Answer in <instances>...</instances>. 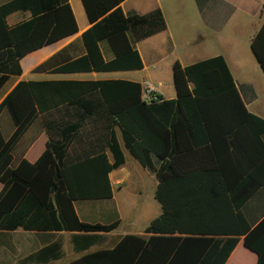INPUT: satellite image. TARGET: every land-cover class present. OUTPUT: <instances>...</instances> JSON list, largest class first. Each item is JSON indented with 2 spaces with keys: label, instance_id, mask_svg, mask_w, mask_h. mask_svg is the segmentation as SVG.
<instances>
[{
  "label": "trees",
  "instance_id": "16d2710c",
  "mask_svg": "<svg viewBox=\"0 0 264 264\" xmlns=\"http://www.w3.org/2000/svg\"><path fill=\"white\" fill-rule=\"evenodd\" d=\"M81 1L91 23L81 34L85 53L51 71L142 68L134 42L166 28L161 9L124 14L123 0ZM17 10H28L29 18L8 25ZM77 29L68 0L0 4V87L9 73H21L19 59ZM101 41L113 58H104ZM251 50L264 72V21ZM172 74L176 97L158 94L150 102L141 99V83L124 79L20 80L4 96L0 113L5 108L16 127L7 139L0 130V233L22 228L46 236L25 261L61 258L62 235L49 237L71 231L73 249L85 252L65 264H225L241 237L258 254L257 264L264 262V219L251 228L241 210L264 185V119L247 110L221 55L186 66L175 61ZM35 120L47 136L45 148L35 161L13 165L11 151ZM116 127L154 173L161 213L145 235L125 234L112 247L89 251L120 220L82 221L74 201L112 197L108 173L124 163ZM73 143L81 149L74 157Z\"/></svg>",
  "mask_w": 264,
  "mask_h": 264
},
{
  "label": "crops",
  "instance_id": "0c3cea01",
  "mask_svg": "<svg viewBox=\"0 0 264 264\" xmlns=\"http://www.w3.org/2000/svg\"><path fill=\"white\" fill-rule=\"evenodd\" d=\"M6 1L8 0H0V4ZM68 2L77 22V31L35 49L19 59L21 73L8 74L7 79L0 87V102L20 80L124 79L141 84L149 81L156 87L157 94L163 98L171 99L176 97L172 74V65L175 61L186 66L221 55L229 68L247 110L264 119V72L251 50V41L264 21V0H123L119 5L124 14H145L155 8H160L165 18V29L134 42V47L139 52L143 67L114 71L53 72L51 71L52 68L85 53L81 34L91 23L81 0H68ZM29 16L28 10H17L10 13L6 17V21L8 25L12 26L29 18ZM99 45L106 60L114 57L106 41H101ZM39 66L40 69H36ZM87 126L90 127L91 125L88 124ZM15 127L7 110L2 109L0 130L3 137L7 139ZM96 127L104 128V122L98 121ZM116 136L124 155V163L108 173L113 191L112 197L74 201L76 214L82 221L109 223L114 219L120 220L115 229L100 233L104 235V238L106 235L113 236V232L122 226V216L125 212L137 208L135 200L127 198L124 201L125 208H122V211L121 209L120 212L113 211L114 188L116 187V190L122 189L128 182L133 181L137 172L145 178L152 179V182L156 179L154 173L142 166L127 149L122 131L118 127H116ZM46 139L47 136L39 122L33 121L11 151L13 165L21 158L31 162L35 161L44 150ZM262 141L264 143V134ZM80 152L81 149L73 143L70 154L74 157ZM105 153L109 162H112L111 150L105 148ZM151 161L155 166L159 164V159L154 154H151ZM153 183L156 188L157 179ZM1 188L2 183L0 182V190ZM154 192L153 198L155 199ZM148 205H151V209L149 207L137 209L136 217H131L128 220V223L123 227V232L110 246H99L105 240L103 238L99 243L91 246L89 251L112 247L125 234L145 235V227L161 213L153 211V208L155 209L153 202L150 201L146 204V206ZM241 210L251 228L257 226L264 219V185L259 187L243 204ZM156 214L158 215L156 216ZM58 235L63 237V256L43 264H65L85 252H76L73 249L70 240L71 231H53L54 237L50 239L57 238ZM263 235L264 230L260 236ZM8 241L7 248H1V245L4 244L0 243V264L15 263L14 258L17 254L16 250L13 249L14 236L11 235ZM31 252L24 255L18 264H31L24 260ZM257 262L258 254L247 248L241 237L225 264H257Z\"/></svg>",
  "mask_w": 264,
  "mask_h": 264
},
{
  "label": "rangeland",
  "instance_id": "374dc122",
  "mask_svg": "<svg viewBox=\"0 0 264 264\" xmlns=\"http://www.w3.org/2000/svg\"><path fill=\"white\" fill-rule=\"evenodd\" d=\"M156 179H154L155 181ZM153 181V182H154ZM152 182V179L145 178L140 173H135V178H133V181L128 182L126 185L122 187L120 190H116V187L114 188L115 196L112 200L113 204V211L120 212V209L122 211V208L124 209V201H126L127 198H132L135 200V204L137 205V208L129 209L128 212L124 213L123 217V224L120 228L115 230L112 235H106L105 240L99 244V246H110L112 242L118 238V235H120L123 232V227L128 223V220L131 217H136L138 210L141 207H149L151 209V205L146 206L147 203L150 201L155 204V209L153 208L154 212H161V207L159 203L153 198V192L155 189V184ZM158 213V214H159ZM156 214V216L158 215ZM13 235L15 242L13 249L16 250V257L14 258L15 263L18 264L19 260L26 255L28 252L35 250L40 245L43 244L44 239L46 240V236H43L41 234H37L32 231H26L22 228H17L13 232L9 233H1L0 234V243L4 244L1 245V248H7L8 246V239L10 236ZM55 236V235H54ZM51 236V237H54ZM49 237V239L51 238ZM48 239V238H47Z\"/></svg>",
  "mask_w": 264,
  "mask_h": 264
},
{
  "label": "built area",
  "instance_id": "2783aa9c",
  "mask_svg": "<svg viewBox=\"0 0 264 264\" xmlns=\"http://www.w3.org/2000/svg\"><path fill=\"white\" fill-rule=\"evenodd\" d=\"M156 90V87L151 82L145 81L142 84L141 99L145 102L158 100L159 98Z\"/></svg>",
  "mask_w": 264,
  "mask_h": 264
}]
</instances>
